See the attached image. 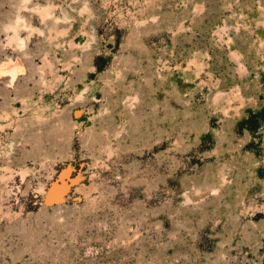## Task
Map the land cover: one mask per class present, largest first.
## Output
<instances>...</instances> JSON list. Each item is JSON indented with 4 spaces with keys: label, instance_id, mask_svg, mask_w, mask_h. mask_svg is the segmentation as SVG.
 <instances>
[{
    "label": "rangeland",
    "instance_id": "rangeland-1",
    "mask_svg": "<svg viewBox=\"0 0 264 264\" xmlns=\"http://www.w3.org/2000/svg\"><path fill=\"white\" fill-rule=\"evenodd\" d=\"M8 59L0 264H264V0H0Z\"/></svg>",
    "mask_w": 264,
    "mask_h": 264
},
{
    "label": "bare ground",
    "instance_id": "bare-ground-1",
    "mask_svg": "<svg viewBox=\"0 0 264 264\" xmlns=\"http://www.w3.org/2000/svg\"><path fill=\"white\" fill-rule=\"evenodd\" d=\"M48 13V7L46 8H42L40 11H39V14L41 17H43L44 15H47ZM39 16V17H40ZM51 17V16H50ZM19 18V17H18ZM17 25V24H16ZM16 28V27H15ZM18 29V27H17ZM14 31V30H12ZM12 40H15V42L19 41L18 44L20 46H22V43H21V40L19 39V36L18 34L16 33V31H14L13 33V37H11ZM17 40V41H16ZM11 41V40H10ZM17 44V43H16ZM21 71V66H20V62L18 61H13L11 59H8V60H5L3 62H0V75H3V76H9V84H12L17 73H20ZM4 72H7V73H15V77L13 78V76L11 75H4L3 73ZM62 180V179H61ZM65 189V184L63 183L62 181V184L60 185L57 184V183H53L49 189V191L47 192V201L49 202H52V201H58L61 199V195L63 193ZM49 202V203H50Z\"/></svg>",
    "mask_w": 264,
    "mask_h": 264
},
{
    "label": "snow or ice",
    "instance_id": "snow-or-ice-1",
    "mask_svg": "<svg viewBox=\"0 0 264 264\" xmlns=\"http://www.w3.org/2000/svg\"><path fill=\"white\" fill-rule=\"evenodd\" d=\"M21 43H23V41H21ZM3 74L4 75H11V76H13V78L15 77V73H7V72H4Z\"/></svg>",
    "mask_w": 264,
    "mask_h": 264
}]
</instances>
